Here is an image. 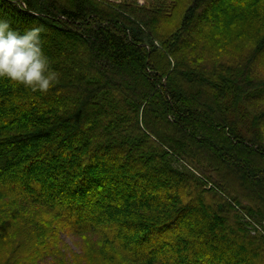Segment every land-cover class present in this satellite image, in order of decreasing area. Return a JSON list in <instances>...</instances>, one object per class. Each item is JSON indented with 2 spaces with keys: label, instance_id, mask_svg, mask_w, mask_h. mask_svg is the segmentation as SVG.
I'll use <instances>...</instances> for the list:
<instances>
[{
  "label": "trees",
  "instance_id": "16d2710c",
  "mask_svg": "<svg viewBox=\"0 0 264 264\" xmlns=\"http://www.w3.org/2000/svg\"><path fill=\"white\" fill-rule=\"evenodd\" d=\"M0 18L42 27L59 73L47 93L0 79V264H264V0Z\"/></svg>",
  "mask_w": 264,
  "mask_h": 264
},
{
  "label": "clouds",
  "instance_id": "9594fccd",
  "mask_svg": "<svg viewBox=\"0 0 264 264\" xmlns=\"http://www.w3.org/2000/svg\"><path fill=\"white\" fill-rule=\"evenodd\" d=\"M42 27H13L0 18V79L23 85L32 92L47 93L59 83V73L52 69L43 50Z\"/></svg>",
  "mask_w": 264,
  "mask_h": 264
},
{
  "label": "rangeland",
  "instance_id": "374dc122",
  "mask_svg": "<svg viewBox=\"0 0 264 264\" xmlns=\"http://www.w3.org/2000/svg\"><path fill=\"white\" fill-rule=\"evenodd\" d=\"M110 1H113L115 3L125 2V1L127 2L136 1L139 5L150 6L160 1H166L168 3H171L173 0H110ZM60 237H61L62 243L67 245L69 250H72L75 252L77 251V249L78 250L80 249V245L83 244V242H86V241H83L82 238L66 234L64 231L60 234Z\"/></svg>",
  "mask_w": 264,
  "mask_h": 264
}]
</instances>
